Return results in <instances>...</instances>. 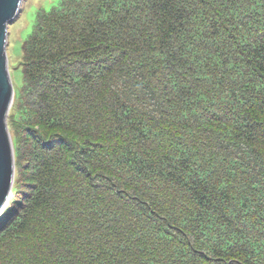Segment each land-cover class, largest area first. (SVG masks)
<instances>
[{
  "label": "trees",
  "instance_id": "obj_1",
  "mask_svg": "<svg viewBox=\"0 0 264 264\" xmlns=\"http://www.w3.org/2000/svg\"><path fill=\"white\" fill-rule=\"evenodd\" d=\"M20 55L0 264H264V0H60Z\"/></svg>",
  "mask_w": 264,
  "mask_h": 264
},
{
  "label": "water",
  "instance_id": "obj_2",
  "mask_svg": "<svg viewBox=\"0 0 264 264\" xmlns=\"http://www.w3.org/2000/svg\"><path fill=\"white\" fill-rule=\"evenodd\" d=\"M22 0H0V214L7 204L14 181V149L7 124L14 87L6 53L8 25L14 21Z\"/></svg>",
  "mask_w": 264,
  "mask_h": 264
},
{
  "label": "rangeland",
  "instance_id": "obj_3",
  "mask_svg": "<svg viewBox=\"0 0 264 264\" xmlns=\"http://www.w3.org/2000/svg\"><path fill=\"white\" fill-rule=\"evenodd\" d=\"M60 0H22L20 10L15 16L8 28L6 53L8 59V69L14 90L21 84V73L18 63L20 61V44L31 31V26L35 19V14L38 9H49L51 6L56 5ZM16 118H19V111L15 110L13 113ZM7 117V122H8ZM9 126V125H8ZM9 129V128H8ZM12 130H16V126L12 125ZM16 145V140L14 139ZM13 143V142H12Z\"/></svg>",
  "mask_w": 264,
  "mask_h": 264
}]
</instances>
